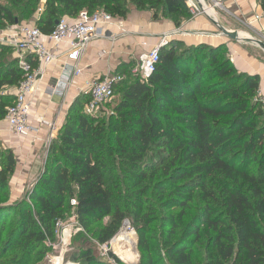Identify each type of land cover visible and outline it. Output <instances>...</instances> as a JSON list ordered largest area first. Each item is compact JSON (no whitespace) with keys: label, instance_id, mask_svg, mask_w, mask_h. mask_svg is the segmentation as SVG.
Instances as JSON below:
<instances>
[{"label":"trees","instance_id":"16d2710c","mask_svg":"<svg viewBox=\"0 0 264 264\" xmlns=\"http://www.w3.org/2000/svg\"><path fill=\"white\" fill-rule=\"evenodd\" d=\"M4 1L0 0V30L42 9L36 26L44 34L55 28L56 21L75 18L84 9L103 8L114 17H125L133 4L152 11L154 18L173 20L177 27L192 17L185 0ZM259 1L264 10V0ZM6 48L0 45V120L15 99L3 94L4 86L18 85L22 79L19 59L5 60ZM223 50L224 45L186 46L182 41L162 47L148 81L136 79L125 86L123 80L115 82V95L119 89L123 98L111 125L101 115L85 113L90 97L79 95L49 146L42 173L19 205L18 221L0 260L15 246L19 251L7 263L30 264L48 238L55 240L56 220L72 213L73 197L85 230L74 237L87 235L109 217L94 238L109 242L125 219L144 212L136 194L152 175L163 176L172 194L188 198L180 203L179 215L170 216L172 227L163 242L173 264H196L200 256L204 264H264V114L255 101L260 75L240 72ZM27 60L32 62L31 57ZM0 149L1 231L11 216L7 213L16 211L5 204L16 157L11 149ZM116 156L129 169L117 165ZM194 200L201 205L190 217L184 207ZM178 231L180 237L172 242ZM138 233L142 253L138 264H158L157 243L151 246L140 228ZM74 262L107 264L96 259L91 248L76 253Z\"/></svg>","mask_w":264,"mask_h":264},{"label":"crops","instance_id":"0c3cea01","mask_svg":"<svg viewBox=\"0 0 264 264\" xmlns=\"http://www.w3.org/2000/svg\"><path fill=\"white\" fill-rule=\"evenodd\" d=\"M215 12L213 16L222 26L239 32L244 40H234L226 35L217 37L179 35L173 37L170 42L182 41L186 46L224 45L229 51L232 63L240 72L260 75V91L264 94V53L252 49L250 47L252 42L245 40L253 39L251 35L255 34L256 29L264 31V19L255 21L256 15L264 14L260 1L230 0L224 9ZM177 28L211 32L219 29L214 20L207 15L186 19L177 27L171 19L154 18L152 11L130 6L125 17H114L112 23L103 26L107 37L89 45L79 63L82 72L74 76L68 86H62L57 93L52 90L53 83L64 71L66 54L44 73L39 74L33 92L29 95L32 104L29 122L33 131L17 135L11 130L5 118L0 120V147L11 149L16 157V168L9 183L13 199L23 195L42 173L50 141L58 138L75 99L79 95L88 94L89 83L106 75L115 77L129 71L131 64L140 61V56L144 52L153 49L164 35ZM44 40L47 46H54L47 38ZM62 48L65 53L68 46L64 44ZM14 56L19 59V51L16 49ZM31 60L33 66H39L36 60L33 58ZM16 89L17 84L6 85L2 92L14 98Z\"/></svg>","mask_w":264,"mask_h":264},{"label":"built area","instance_id":"2783aa9c","mask_svg":"<svg viewBox=\"0 0 264 264\" xmlns=\"http://www.w3.org/2000/svg\"><path fill=\"white\" fill-rule=\"evenodd\" d=\"M185 1L193 18L207 15L212 20H217L216 17L212 16L210 10L217 11L218 9H224L226 3L230 0ZM41 11L42 9L39 10L40 13ZM263 19L264 14H259L255 17V21H262ZM113 21L114 16L112 14L103 8H99L93 12L84 9L75 18L66 16L61 18L49 34H44L35 24H21L17 26L14 44L16 50L19 51V65L22 70V79L17 85L13 104L7 107L5 116L11 130L15 134L23 135L33 131V127L29 122L32 107L29 95L33 92L39 74L44 73L48 67L59 60L62 55L66 54L64 71L53 83L52 90L57 93L62 86H68L72 82L73 77L82 72L79 63L89 45L94 41L105 39L107 35L103 31V26ZM256 31L258 35L255 38L264 42V31L261 29ZM179 35L182 37H217L224 36V33L221 30L211 32L185 30L182 28H177L171 33H167L158 45L140 56L139 68L135 72L138 79L145 82L151 78L160 62L162 47L170 43L173 37ZM45 38L52 42L54 46H47ZM64 44L68 46L65 53L62 51ZM262 49L264 50V48ZM28 57L36 60L39 66L34 68L33 63L27 60ZM123 79L121 76L112 77L106 75L101 79L91 81L88 89L90 98L84 106V112L90 115L104 114L108 104L115 97V82ZM255 101L260 103L264 114V94L260 90ZM55 128L56 126H54ZM77 204V198L73 197L71 199L72 213L67 218L56 220V238L55 240L50 238L46 240V245L51 247V251L46 255L51 264H75L66 261L65 256L68 252L71 238L79 232H85L79 223L75 211ZM130 229L132 228L130 227ZM115 239L116 236L106 243H100L94 239L93 241L97 244L100 255L107 264H127V260H124V262L120 261V255L115 250ZM52 249L57 250V254H54Z\"/></svg>","mask_w":264,"mask_h":264},{"label":"rangeland","instance_id":"374dc122","mask_svg":"<svg viewBox=\"0 0 264 264\" xmlns=\"http://www.w3.org/2000/svg\"><path fill=\"white\" fill-rule=\"evenodd\" d=\"M4 2L7 3L6 0ZM129 5L134 6L133 4H129ZM39 16H40V12L38 10L33 11L30 16H21L20 21L17 23V25H11V26H8L6 29L0 30V45H4L5 47H7L5 49L6 50L5 60L16 59L14 56L15 49H16L15 44H14V36H16V33H17V29H16L17 26L21 24H35L36 25V21L39 18ZM217 31H219V29ZM257 35L258 33L256 31L255 34L254 35L252 34L251 36L255 38L257 37ZM250 47H252V49H255L257 51L259 50L262 53H264L263 49L256 43L252 42L250 44ZM222 53H225L226 55H228L229 51L223 50ZM139 64H140L139 61L133 62L130 66L129 71L127 70L125 73H120L119 76L124 78L123 81L125 84L123 86L128 85L129 81H134L138 79L136 77L135 72L136 70H138ZM17 66H20L19 63ZM122 98H123V94L120 93L119 89H117L115 97L108 104L105 113L101 115L102 120L105 121L106 125H111V123L117 120L119 113L117 112L116 108L119 102L122 100ZM51 143L52 141H50L47 150H49V146L51 145ZM114 159L117 165H122L124 166V168L129 169L128 167L130 166L125 164L123 160H120L119 156H116V158ZM150 159L152 160V157H150ZM151 170H152V165L149 171ZM126 178L128 179L129 177L126 175ZM165 180L166 179L163 176L161 177L158 176L152 179V175H151L149 178H147L143 182V190L140 193L136 194L137 204L140 207H142L144 212H142V214L139 217L136 214V216L134 217L130 216L131 219L130 218L125 219L121 226V229L124 227L125 223H127L128 226L132 228L131 231H133L134 233L133 236L136 242L137 259L136 261L131 260V257L128 255L130 252L128 251L126 254L119 256L121 259L120 261L124 262V260H127L128 262L127 264H138L141 261L142 253L139 248L140 235L138 233V229L140 228L145 238L149 241L151 246H152V242L157 243L158 245L157 248L160 254V257L158 258V264H173L172 261L169 259V257L166 255L165 250L163 249V242L166 241L167 236H168V231L172 227V224H170V216L171 215L178 216L182 209L180 203L181 202L187 203L188 198L183 197L181 195L172 194L171 192H169L172 189V186L169 183H166ZM183 181H180V183H182ZM30 188L31 187H29L28 189ZM28 189L19 198L13 199L10 195L9 199L6 200L7 203L5 204L7 205L9 204L10 206H12V208H16V211L15 212L9 211L7 213V215L11 213V216L9 218V221L6 222L5 226H2V229L0 231V252L5 247V241L7 239V236L9 235V231L11 230V227L15 226L18 221V217L20 213L19 205L22 203L24 199H26V192L28 191ZM135 189L130 190V191L135 190V192H137V188ZM28 202L30 204L32 203L29 200ZM132 202L135 203V201H132ZM200 205L201 204L199 203L198 200H194L192 202H189L188 205L184 207V209H187L189 211L190 217H193L199 211ZM143 215H147V217L143 218ZM188 219L189 218H185L183 220V223L185 225L187 224ZM109 220L110 218L108 217L104 219L102 222L94 225L91 228V232L89 231L87 235L84 234V235H78L76 237L73 236V238H71V241H70L68 252L66 253V256H65L66 261L77 263V262H74V255L78 253L79 251H82L86 248L92 249L93 255L96 257V259L100 261L101 260L104 261L102 256L100 255L97 244L93 241V239L94 238L96 239V231L100 227L105 225L107 222H109ZM178 230L180 231V229ZM179 231H178V235L174 236L173 239L171 240L172 242L180 237ZM50 248L51 247H49L48 245H45L41 249H39L38 252H36L35 254L36 256H32L31 258L32 261L30 264H51V262L48 261L46 257V255L51 251ZM18 251L19 250L14 246L10 251L7 252V255L5 256V258L0 260V264L2 263L8 264L7 261H9L13 257V255L17 253ZM52 251L54 254L55 253L57 254L56 252L57 250L52 249ZM195 260H196V264L205 263V258L202 256L196 257ZM78 264L80 263L78 262Z\"/></svg>","mask_w":264,"mask_h":264},{"label":"bare ground","instance_id":"6f19581e","mask_svg":"<svg viewBox=\"0 0 264 264\" xmlns=\"http://www.w3.org/2000/svg\"><path fill=\"white\" fill-rule=\"evenodd\" d=\"M210 13L215 15V11L210 10ZM133 231H131L130 227L127 223H125L122 230L119 232V234L116 236L115 239V250L119 255L126 254L128 251V255L131 257V260L137 259V251H136V242L133 236Z\"/></svg>","mask_w":264,"mask_h":264},{"label":"water","instance_id":"95a60500","mask_svg":"<svg viewBox=\"0 0 264 264\" xmlns=\"http://www.w3.org/2000/svg\"><path fill=\"white\" fill-rule=\"evenodd\" d=\"M59 21H56V25L58 24ZM214 22L218 25L219 29L224 33V35L230 37L231 39H234V40H244L239 32L237 31H231V30H228L227 28H225L224 26H222L218 20H214ZM245 40H249L253 43H256L258 45H260L262 48H264V42L260 41L259 39H256V38H253V39H245Z\"/></svg>","mask_w":264,"mask_h":264}]
</instances>
